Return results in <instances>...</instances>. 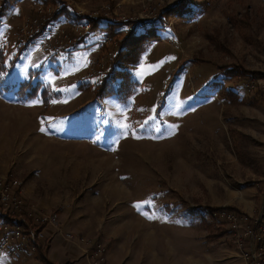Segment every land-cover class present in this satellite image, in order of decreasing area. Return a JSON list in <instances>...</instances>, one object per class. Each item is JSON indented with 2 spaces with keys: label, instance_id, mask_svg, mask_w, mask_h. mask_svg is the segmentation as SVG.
Here are the masks:
<instances>
[{
  "label": "rangeland",
  "instance_id": "374dc122",
  "mask_svg": "<svg viewBox=\"0 0 264 264\" xmlns=\"http://www.w3.org/2000/svg\"><path fill=\"white\" fill-rule=\"evenodd\" d=\"M2 1L0 98L6 101L0 100V175L22 181L24 202L5 216L28 222L34 207L57 216L35 254L1 255L0 264H63L43 255L51 231L59 228V208L36 204L52 198L94 221L101 214L105 233L124 218L165 226L195 223L197 238L222 237L237 247V232L219 212L244 214L235 207L243 194L264 198V0L40 3L50 11L62 3L89 17L139 18L156 11L154 20L137 23L141 32L154 26L130 41V47L140 46L139 54L115 56L118 44L97 53L93 41L101 36L90 33L88 49L78 50L73 60L50 58L34 47L17 49V27L37 14L38 0ZM120 70L127 83L122 79L118 87L121 77H114L105 94L95 95L98 80ZM59 192L70 193L69 199ZM256 216L249 219L262 218ZM81 236L105 246L106 261L113 264L105 242Z\"/></svg>",
  "mask_w": 264,
  "mask_h": 264
},
{
  "label": "built area",
  "instance_id": "2783aa9c",
  "mask_svg": "<svg viewBox=\"0 0 264 264\" xmlns=\"http://www.w3.org/2000/svg\"><path fill=\"white\" fill-rule=\"evenodd\" d=\"M36 15H32L26 21H23L17 27V36L15 38V47L25 49L34 47L35 51L44 55L52 56L60 60L75 59L78 50L88 49L86 45L90 40V33L96 34L101 41L95 42L96 52L104 46L114 47L117 41L108 34H100L93 30L92 21H85L80 25L53 26L49 23L51 15L50 9L43 10L42 4L37 3ZM81 14L79 10L77 12ZM91 14L92 20L100 23L105 19H114L122 23V28L132 30L137 23H146L154 20L157 13L151 11L144 13V17H119L114 15ZM142 25V24H141ZM90 41V43L93 44ZM98 53V52H97ZM106 58H110L107 54ZM105 57H101L104 60ZM93 63L91 59L87 62L88 66ZM108 62L101 63V67ZM116 62L113 63L114 66ZM101 70V69H100ZM101 72V71H100ZM0 175V256L10 257L28 256L35 254L41 241L45 236L46 226L54 225L56 216L52 213H39L35 207L28 212V222L18 221L15 218L5 216L7 213L15 214L23 206L20 195L22 181L11 176ZM2 205V206H1ZM6 211H4V210ZM38 213H35V212ZM219 216L230 225L232 231L237 232L236 244L241 251L242 257L247 264H264V222L260 219L250 220L247 215L237 214L232 211L222 210ZM64 237L69 242H79L92 249L91 258L94 264H110L106 261L105 246L100 243L92 242L90 239L78 235L72 231L64 233Z\"/></svg>",
  "mask_w": 264,
  "mask_h": 264
},
{
  "label": "crops",
  "instance_id": "0c3cea01",
  "mask_svg": "<svg viewBox=\"0 0 264 264\" xmlns=\"http://www.w3.org/2000/svg\"><path fill=\"white\" fill-rule=\"evenodd\" d=\"M16 84L13 83L11 86L15 88ZM7 88V91L12 94V88ZM0 100L6 101L1 98ZM25 190L27 195L34 198V191L29 186ZM59 195L63 194L59 192ZM63 196L69 199L70 193ZM253 197L251 199L247 194L241 195L235 207L248 217H257L256 215L260 213L262 218H258L264 222V198L261 197L260 201H257L255 193ZM66 202L67 200L62 203ZM36 205L40 209H48L47 211L51 208H59V218L57 217L59 228L54 233L51 231L53 235L44 253L46 258L54 260L55 263L91 264L88 247L65 239L64 233L72 231L105 242L108 245V259L113 264H247L233 241L226 244L221 241L222 237L217 240L197 238L195 230L198 225L195 223L165 226L152 224L147 220L128 223L127 218H124L125 222L121 223L118 220L111 224L105 233L101 214L99 218L95 216L94 221V218L85 216L83 211L80 212L71 207H69L70 210H66L64 206L60 207L58 200L53 198L46 205L44 203L42 206ZM186 208L195 212V209L191 207Z\"/></svg>",
  "mask_w": 264,
  "mask_h": 264
},
{
  "label": "trees",
  "instance_id": "16d2710c",
  "mask_svg": "<svg viewBox=\"0 0 264 264\" xmlns=\"http://www.w3.org/2000/svg\"><path fill=\"white\" fill-rule=\"evenodd\" d=\"M38 3H42L45 4L48 2V0H38ZM1 8H4V1L1 2L0 5V10ZM177 15L180 14V12H176ZM67 14V15H65ZM81 19H83V23L85 21H92V28L93 30H97L100 34H108L111 35L116 41L117 44L119 45V49L116 50V54L115 56L118 57H122V53L124 51H128L130 52L131 50L134 51V53L140 52V46L137 44L136 47H130V41H136L137 42V38H140L141 36H143L147 30H149L150 28H153L154 26H149L148 28L143 26V31H139V27L136 25L132 30H126L124 28H122V23L114 20V19H105L100 23H96L94 22L89 16H80V14H75L73 13V11L71 10V8L66 7V5L64 4H59V7L55 10L51 11V15L49 18V23L53 26H69V25H77L79 24L81 21ZM155 23V22H154ZM142 25H147V24H142ZM121 34L122 37L120 36ZM124 57H127V55H123V59H126ZM136 57V56H135ZM50 58H54L52 56H50ZM135 62V61H134ZM113 73V72H112ZM111 73V74H112ZM115 73V71H114ZM105 74L103 76H106L105 78H101L100 80H98V84L96 85V87L99 86V90L97 92L96 88L94 90H96V94L95 95H99L100 93H106V83L109 82V80L114 79V77L120 76L121 77V82L119 83L118 87L122 84V79L124 80V83H127V78L128 75L125 72V70H120L119 72H116V74ZM132 81V80H131ZM127 89V88H126ZM129 90L123 91V93H127ZM44 255V254H43ZM27 257V256H24ZM65 264V263H63Z\"/></svg>",
  "mask_w": 264,
  "mask_h": 264
}]
</instances>
